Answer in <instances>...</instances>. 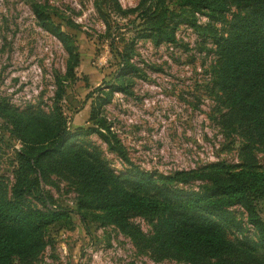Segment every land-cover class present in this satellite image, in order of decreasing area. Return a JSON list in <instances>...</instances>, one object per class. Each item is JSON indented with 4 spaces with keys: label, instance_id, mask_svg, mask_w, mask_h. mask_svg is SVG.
Returning a JSON list of instances; mask_svg holds the SVG:
<instances>
[{
    "label": "trees",
    "instance_id": "obj_1",
    "mask_svg": "<svg viewBox=\"0 0 264 264\" xmlns=\"http://www.w3.org/2000/svg\"><path fill=\"white\" fill-rule=\"evenodd\" d=\"M110 5L119 15L134 13L125 23L135 33L116 40L102 13L117 61L109 79L86 94L91 125L72 129L68 124L60 104L61 78L47 110L36 104L18 110L0 101L10 125L0 141L9 146L11 138L21 142L14 149L8 188L0 162V264H34L51 242L49 229L73 222L75 215L86 224L88 214L81 209L94 210L92 220L114 225L139 253L156 261L264 264V219L259 213L264 208V165L255 156V150L264 151V0H138L128 8L110 0ZM34 11L42 28L63 45L66 76L74 80L79 54L72 36ZM198 15L207 21L199 23ZM179 24L210 40L214 119L230 138L228 147L237 148L238 163L215 160L172 173L141 169L129 160L104 115L112 94H132L133 78L143 74L133 59L135 40L173 42ZM105 151L127 166L113 167ZM52 175L72 187L74 207L58 203L44 187ZM136 216L146 220L149 230L141 228Z\"/></svg>",
    "mask_w": 264,
    "mask_h": 264
},
{
    "label": "rangeland",
    "instance_id": "obj_2",
    "mask_svg": "<svg viewBox=\"0 0 264 264\" xmlns=\"http://www.w3.org/2000/svg\"><path fill=\"white\" fill-rule=\"evenodd\" d=\"M118 1L123 8L138 3ZM110 6V0H0V101L18 110L29 104L47 110L58 86L56 80L61 78L60 104L68 124L72 129L91 125L86 94L109 79L117 61L102 13L116 40L121 36L131 39L135 33L125 23L134 13L119 15ZM34 9L72 36L79 54L74 80L66 76L63 45L42 28ZM197 18L202 24L207 21L205 15ZM202 39L187 24L176 27L173 42L154 45L149 39L137 38L133 59L143 74L133 78L132 94L115 91L104 106V115L126 155L141 169L172 173L215 160L240 162L237 148L228 147L230 138L223 135L214 119L216 103L208 82L213 55L207 49L210 40ZM120 42H116L119 47ZM1 116L0 135L7 137L8 117L0 105ZM90 138L101 142L96 135ZM10 141L11 146L0 141L1 171L7 188L14 149L21 145L17 138ZM101 144L104 148L105 143ZM105 155L116 169L127 166L117 154L105 151ZM255 156L258 164L264 165L262 148L255 150ZM50 179L44 187L58 203L74 207L72 187L54 175ZM81 210L88 214L86 224L75 215L73 222L49 229L51 242L34 264H188L173 259L156 261L139 253L114 225L92 220L94 210ZM259 213L264 219V208L260 207ZM134 219L144 231L149 230L143 217Z\"/></svg>",
    "mask_w": 264,
    "mask_h": 264
}]
</instances>
